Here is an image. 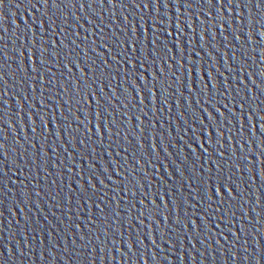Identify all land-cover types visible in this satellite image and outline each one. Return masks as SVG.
Returning <instances> with one entry per match:
<instances>
[{
  "label": "snow or ice",
  "instance_id": "obj_1",
  "mask_svg": "<svg viewBox=\"0 0 264 264\" xmlns=\"http://www.w3.org/2000/svg\"><path fill=\"white\" fill-rule=\"evenodd\" d=\"M221 2H222V0H221Z\"/></svg>",
  "mask_w": 264,
  "mask_h": 264
}]
</instances>
